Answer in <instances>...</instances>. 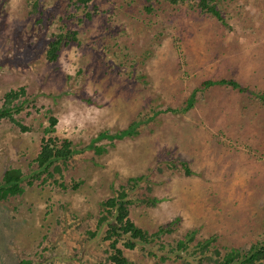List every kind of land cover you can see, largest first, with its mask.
<instances>
[{
    "label": "rangeland",
    "instance_id": "rangeland-1",
    "mask_svg": "<svg viewBox=\"0 0 264 264\" xmlns=\"http://www.w3.org/2000/svg\"><path fill=\"white\" fill-rule=\"evenodd\" d=\"M216 5L224 21L198 0H0V107L25 90L19 123L0 120V180L25 175L0 201V264H114L107 227L94 233L121 189L139 227L176 221L157 254L121 242L127 264H186L160 253L190 230L221 251L264 242V0ZM69 31L50 60L48 41ZM221 79L239 87L204 85ZM52 117V135L84 151L37 177Z\"/></svg>",
    "mask_w": 264,
    "mask_h": 264
},
{
    "label": "trees",
    "instance_id": "trees-1",
    "mask_svg": "<svg viewBox=\"0 0 264 264\" xmlns=\"http://www.w3.org/2000/svg\"><path fill=\"white\" fill-rule=\"evenodd\" d=\"M41 1V0H39ZM83 2H89V0H81ZM150 1V0H146ZM171 3H179L185 0H167ZM199 5L203 10L215 15L218 19L223 20L220 11L217 9L216 0H198ZM94 15L91 12H87V16L91 18ZM75 32H68L65 34H57L55 37L48 41V58L52 61L57 59L56 52L59 51L63 43H67L65 39H74ZM45 35H43L44 39ZM232 85L233 87H239V84L233 80H209L204 83L206 87L213 85ZM25 94L24 88L19 90H10L4 96V104L0 107V120L1 119H14V114L22 110V103H19V98ZM264 99V96H262ZM192 99L188 101V106L191 104ZM171 110V109H169ZM57 119L50 118V127L46 129V138L42 139V147L35 158L37 169L33 171V174L37 177L44 173L53 175L54 171H60V163L67 162L74 154L81 153L84 149H76L74 144L69 139H60L54 137L52 134L55 130ZM138 123H133L130 128L136 126ZM24 128V127H23ZM129 130H124L119 133L109 134L102 132L99 136L93 139L92 143L86 148H92L94 141L101 138H120L124 134H128ZM99 151L102 149L98 147ZM98 151V150H97ZM24 173L19 168H8L4 171L2 179L0 180V201L6 200L9 197L20 195L24 192L22 182L24 181ZM132 201L129 199L128 193L121 189L117 195L112 196L105 201H102L101 205L104 208L101 217L98 220L97 231L94 235H98L105 229V240L110 241L108 261L114 264H127L129 261L124 255L123 249L119 246L122 242V246L126 249L133 250L140 246V248L148 250L151 254H157L152 249L151 243L161 238L164 234L172 233V228L176 221L161 225L155 232H149L139 227L131 218L129 205ZM212 239L196 241V231L190 230L185 233L180 239H177L172 246V250L169 252H161L160 257L165 260L169 254H174L180 258H183L186 264H264V242L254 243L248 248H227L221 251L219 248L213 247ZM194 246L202 252L199 259H193L191 257L192 251L190 248ZM212 249L213 252H212ZM194 253V252H193ZM20 264H32L30 261L22 260Z\"/></svg>",
    "mask_w": 264,
    "mask_h": 264
}]
</instances>
